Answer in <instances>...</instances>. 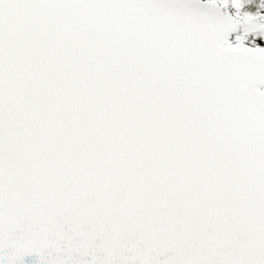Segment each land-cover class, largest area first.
<instances>
[{
    "label": "snow or ice",
    "instance_id": "6c2138e0",
    "mask_svg": "<svg viewBox=\"0 0 264 264\" xmlns=\"http://www.w3.org/2000/svg\"><path fill=\"white\" fill-rule=\"evenodd\" d=\"M244 2L0 0V264H264Z\"/></svg>",
    "mask_w": 264,
    "mask_h": 264
},
{
    "label": "trees",
    "instance_id": "16d2710c",
    "mask_svg": "<svg viewBox=\"0 0 264 264\" xmlns=\"http://www.w3.org/2000/svg\"><path fill=\"white\" fill-rule=\"evenodd\" d=\"M262 2H264V0H245L243 7L240 11H241V13L247 11V12H250L252 14H255L257 12H259L260 14H264V8L260 7V4ZM227 10L229 11L230 14H235V12H236V9H234L231 6H229V8ZM253 39L256 41V42L253 41V42H255L253 44L264 45V35L258 34L257 36H254Z\"/></svg>",
    "mask_w": 264,
    "mask_h": 264
},
{
    "label": "water",
    "instance_id": "95a60500",
    "mask_svg": "<svg viewBox=\"0 0 264 264\" xmlns=\"http://www.w3.org/2000/svg\"><path fill=\"white\" fill-rule=\"evenodd\" d=\"M230 38H231V34L229 36V39ZM247 46H249V45H247ZM249 47H252V46H249ZM261 47H264V46H261ZM37 261H38V257L35 254H32V255L24 257L23 264H37Z\"/></svg>",
    "mask_w": 264,
    "mask_h": 264
},
{
    "label": "rangeland",
    "instance_id": "374dc122",
    "mask_svg": "<svg viewBox=\"0 0 264 264\" xmlns=\"http://www.w3.org/2000/svg\"><path fill=\"white\" fill-rule=\"evenodd\" d=\"M237 32L241 33L242 35L244 34L242 28H239V29L237 30ZM238 35H239V34H238ZM256 35H258V33H248V34H246V38H248V39H249V38L252 39V38H254V36H256Z\"/></svg>",
    "mask_w": 264,
    "mask_h": 264
}]
</instances>
